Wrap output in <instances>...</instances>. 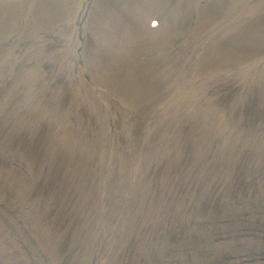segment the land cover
<instances>
[{
  "label": "rangeland",
  "instance_id": "1",
  "mask_svg": "<svg viewBox=\"0 0 264 264\" xmlns=\"http://www.w3.org/2000/svg\"><path fill=\"white\" fill-rule=\"evenodd\" d=\"M0 218V261L264 264V0H0Z\"/></svg>",
  "mask_w": 264,
  "mask_h": 264
},
{
  "label": "bare ground",
  "instance_id": "2",
  "mask_svg": "<svg viewBox=\"0 0 264 264\" xmlns=\"http://www.w3.org/2000/svg\"><path fill=\"white\" fill-rule=\"evenodd\" d=\"M196 2H199V0H191V3H193V4ZM231 13H233V12H230L229 14H231ZM143 20L147 26L149 19L147 20L146 17L143 16ZM148 29H149V27H148ZM163 30H161V31H163ZM149 31H151V30H149ZM116 187L118 188V186H116ZM3 223L4 222L0 218V242L2 243L3 240H7L9 242V248H7L8 250H11L12 248L16 249L17 247H20L19 244L17 243L18 238L15 237V235H13L12 229H8V227L6 228V226ZM107 248L110 249L111 246L108 245ZM107 248H102L99 246L93 248L91 250V258H90L89 264H104L105 262L103 260V251H107ZM101 254H102V257H101ZM10 256L2 259L0 261L1 262L0 264H45L41 259H38V258H36V259H24L21 261L18 258L10 257ZM238 258H239V256H238ZM246 258L248 260H250L251 258L253 260L258 259L257 257H255V259H254L253 256H249V255H245L243 259H246ZM87 262H88V260H87Z\"/></svg>",
  "mask_w": 264,
  "mask_h": 264
}]
</instances>
